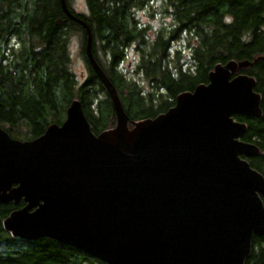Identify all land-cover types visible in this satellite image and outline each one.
<instances>
[{
    "label": "water",
    "instance_id": "1",
    "mask_svg": "<svg viewBox=\"0 0 264 264\" xmlns=\"http://www.w3.org/2000/svg\"><path fill=\"white\" fill-rule=\"evenodd\" d=\"M85 55L112 103L114 128L95 135L73 99L61 124L21 141L0 127V204L25 203L3 221L11 237L42 238L105 264H244L264 235V176L246 158L234 115L260 117L247 63L216 65L208 83L180 93L154 118L130 121L91 52ZM128 124L132 127L129 128Z\"/></svg>",
    "mask_w": 264,
    "mask_h": 264
},
{
    "label": "trees",
    "instance_id": "2",
    "mask_svg": "<svg viewBox=\"0 0 264 264\" xmlns=\"http://www.w3.org/2000/svg\"><path fill=\"white\" fill-rule=\"evenodd\" d=\"M65 3L91 31L92 55L115 87L130 121L154 118L175 104L176 97L208 83V74L228 61L255 79L261 96L260 117L234 115L246 125L241 140L259 153L247 158L264 176V0H84L87 13ZM158 13L170 23L153 30L137 12ZM77 37L88 76L77 82L70 70L69 44ZM184 39L189 58L184 68L179 49ZM86 33L61 10L59 0H0V127L12 138L32 140L51 124H61L73 99L80 102L91 131L114 128L110 98L85 55ZM137 53L136 72L150 88L119 69L127 49ZM131 128L132 125L128 124ZM264 205V196L261 197ZM23 201L0 204V264H105L73 247L42 238L25 241L4 230L3 221ZM244 264H264V235H254Z\"/></svg>",
    "mask_w": 264,
    "mask_h": 264
},
{
    "label": "rangeland",
    "instance_id": "3",
    "mask_svg": "<svg viewBox=\"0 0 264 264\" xmlns=\"http://www.w3.org/2000/svg\"><path fill=\"white\" fill-rule=\"evenodd\" d=\"M162 1L163 0H154L152 6L153 9H155V12H158V4H160V2ZM71 4L75 11L80 13H87V8L84 0H73ZM137 15L139 16L142 24L149 23L152 26L153 30H157L161 25L169 24L171 20V18L162 17L158 13L153 14V17L150 18L147 13V9L137 12ZM171 49L172 51L174 49H179L180 54L178 62L182 64V67L184 68L189 58L188 46L184 39H180L177 42H174L171 45ZM69 57L70 70L75 79H77V82L80 83L88 76V71L80 52V44L77 37H73L70 41ZM137 60L138 57L136 50L134 46H131L129 49H127L125 59L122 61V63H120L119 69L129 80H137L141 84L142 92L146 94L150 90V88L144 81H141V75L136 72Z\"/></svg>",
    "mask_w": 264,
    "mask_h": 264
}]
</instances>
